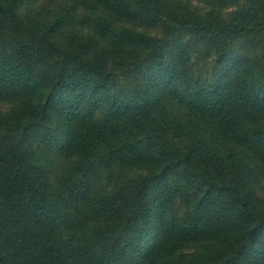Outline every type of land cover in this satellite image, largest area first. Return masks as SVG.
Instances as JSON below:
<instances>
[{
  "label": "trees",
  "instance_id": "trees-1",
  "mask_svg": "<svg viewBox=\"0 0 264 264\" xmlns=\"http://www.w3.org/2000/svg\"><path fill=\"white\" fill-rule=\"evenodd\" d=\"M191 1L0 0V264H264V0Z\"/></svg>",
  "mask_w": 264,
  "mask_h": 264
},
{
  "label": "rangeland",
  "instance_id": "rangeland-1",
  "mask_svg": "<svg viewBox=\"0 0 264 264\" xmlns=\"http://www.w3.org/2000/svg\"><path fill=\"white\" fill-rule=\"evenodd\" d=\"M42 1H44V0H37L38 4ZM33 2H34V0H33ZM191 2H192V3H190L191 6H196V4H201L200 1H198V0H192ZM31 4H33V3H31ZM179 7H181V6H179ZM3 106H5V105H3ZM259 189H260V192L262 194H264V183L261 184Z\"/></svg>",
  "mask_w": 264,
  "mask_h": 264
}]
</instances>
